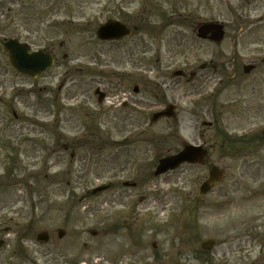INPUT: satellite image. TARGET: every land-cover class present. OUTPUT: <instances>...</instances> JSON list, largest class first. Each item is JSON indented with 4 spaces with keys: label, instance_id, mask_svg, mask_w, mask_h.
<instances>
[{
    "label": "rangeland",
    "instance_id": "1",
    "mask_svg": "<svg viewBox=\"0 0 264 264\" xmlns=\"http://www.w3.org/2000/svg\"><path fill=\"white\" fill-rule=\"evenodd\" d=\"M78 1L80 7L73 8L75 19L84 24L78 30L62 25L59 33L45 29L44 24L39 21L41 10H46L53 1L36 3V0H0V46L2 40L9 36L27 40L29 35L27 32L39 30L43 32L40 36L38 31L31 34L34 39L56 36L57 42L64 40L66 44L58 50V53L78 51L77 53H81L76 60L78 62L69 67L81 65L85 68L79 73L68 72L62 68L60 75L55 78L56 85L65 81L68 86H75L70 93L74 98H84L82 104L85 110L77 111L74 123L67 121L65 124V127H68L65 133L67 132L71 138L76 137L71 140L62 138L58 141L56 131L50 128V122H46V107L41 94L46 79L34 80L33 86L26 81L21 84L30 89L34 87V94L29 96L34 104L30 107L29 103L22 99L19 101L17 111L22 119L32 118L37 126L21 128L22 130H18L17 133L24 132L23 135L10 136L13 140L6 135L14 129L0 127V238L7 240V237H10L12 245H17L20 240L18 236L30 235L35 239L36 235L44 230L48 233H57L58 229L63 228L71 234V231L103 229L118 225L127 226L123 232H126L124 235L128 244H131L130 240L137 236V231H140L144 241L147 242L145 252L149 254L155 251L151 246L152 242L158 241L160 245L167 246L170 244V235L185 233L184 221L263 214V147L246 156L228 154L221 157L219 153L210 150L211 155L207 162L212 161L221 167L230 165L233 166L232 170L234 166H240L241 172L239 171L237 176L240 178L238 181L243 182L236 185L237 193L233 192L234 184L226 182L220 187L219 195L216 193L209 195L205 205L198 212L192 213L195 217L200 215L196 219L189 213L185 195L193 190V185L199 178L202 180V176L207 175L206 169L209 164L196 166L186 164L175 171L158 176L154 171L161 157L174 154L182 148V141L193 144L199 142L202 121H197L198 128H195V123H190L195 117L187 112H192L194 109L200 111L199 107L190 109L192 105H198L200 100L196 96L204 91L205 81L204 77L202 78L204 72L201 67L212 60L218 63L217 56L221 49L224 53H238L243 64L252 63L262 66L253 72L252 79L254 83L259 78V86H257L259 88L264 84L261 80L264 72V22L260 18L264 16V3L261 1L256 4V0H187L186 5L181 7H179L180 3H176L179 7L176 10H180L181 17L174 16L170 25H164L165 19L160 13L167 10L169 4L164 0L147 3V0H138L128 5L120 3V0H109L107 3L101 0ZM83 2L85 5H82ZM125 6L128 13L140 10L143 17V23H139L140 28L143 29L142 33L134 32L132 37L126 36L122 42L116 43L98 40L95 29L103 24L107 17L115 15ZM9 12H12L11 15ZM63 12L69 11L63 10ZM62 19L61 16L60 20ZM211 20L226 25V37L220 45L202 38L198 39L196 36L198 24ZM161 26L164 29L156 33V29ZM43 28L45 32L41 31ZM47 42L44 43L48 44ZM56 46L59 48L58 43ZM159 57L163 63L156 64L155 61ZM59 60H62L61 55ZM140 60H143L144 67L138 64ZM164 63L170 64V67L165 69L169 76L175 70L183 69L188 74L196 71L201 83L191 86L182 80L171 89L175 100L166 96V93L159 99L154 97V92L147 95L151 110L147 111L144 121L153 125L143 134L134 133L131 136L128 132L125 133L127 121L122 118L123 114H120L118 130L114 131L116 139L119 143H123L119 149L98 151L92 148L91 142L86 143L89 139L85 140L79 136L77 131L79 126L91 127L93 124L91 121L95 120L94 117L85 115L88 111H97V99L93 93L97 86L101 89L109 86L114 92L116 74L120 72L129 73L130 76H142L145 73L154 79L161 72H165L162 67ZM228 66L225 65L227 69L230 68ZM125 67L127 70L124 71ZM154 80L158 81V79ZM78 85L82 86L78 87ZM88 89H91L89 92L91 98L86 92L85 96L75 95L76 91ZM225 95L227 94L223 97ZM137 97L139 98L140 95ZM165 99L170 101L168 103L177 105L176 111L181 112L183 109L187 111L185 112L187 123L182 126L174 123V120L165 118L157 123L151 122L153 112L167 106L168 103L163 102ZM86 104L90 105V110L87 109L89 106ZM135 108L138 113L133 118V124L141 120L142 114L139 113L142 109H139L138 105ZM102 114L101 112V116ZM180 114L182 116L183 113ZM199 115L207 120L202 112ZM114 123L109 117L101 121V126L112 130V125L116 127ZM57 127L63 129L59 125H56ZM263 128V116L245 119L242 113L235 117L232 112L226 113L220 127L225 133L234 136L248 132L257 133ZM128 136L130 139H127ZM26 138L28 139L25 140ZM67 142L70 145L66 151L62 148V144ZM72 152H76L73 157ZM250 162L260 166L259 174L257 170L251 172L253 176L257 174V181L248 182L250 172L245 176V170H242L243 166ZM251 179L255 180V178ZM123 180L134 181L137 186L125 187L120 183ZM111 181L116 183L114 187L94 194L95 187ZM255 190H258L259 195H251L253 199L249 200L246 196ZM224 192H228V195L222 196ZM112 193L113 201L107 203L104 199ZM83 241L84 239L79 241L78 249L82 255L87 254L83 248ZM30 245L36 249L30 252V255L39 258L43 246L32 243ZM10 250L11 247L8 246L0 250V261L3 260V264H9V261L18 264V260L9 258ZM89 257L91 258L90 255ZM38 264H44L43 260H39Z\"/></svg>",
    "mask_w": 264,
    "mask_h": 264
},
{
    "label": "flooded vegetation",
    "instance_id": "2",
    "mask_svg": "<svg viewBox=\"0 0 264 264\" xmlns=\"http://www.w3.org/2000/svg\"><path fill=\"white\" fill-rule=\"evenodd\" d=\"M45 1L46 0H36V3H45ZM50 1H53L51 6H47L46 10H41L39 15V21L44 24L45 29L60 33L62 25L78 30V28L84 24L77 22L75 19V11L73 8L80 7V2L78 0H48V3ZM107 1L109 0H101L103 3H107ZM136 1L138 0H120V3H126V5H128L134 4ZM150 1L154 0H147L146 3ZM186 1L187 0H164L165 3L169 2L166 8L167 10L160 13V16L165 19L163 22L164 25H170L174 16L181 17L180 10L178 11L176 9L186 5ZM261 1L264 3V0H256V4ZM176 3H180V6L177 7ZM172 4L174 7H172ZM82 5H85L84 2ZM63 10L69 12H63ZM126 10L127 7L125 6V8L118 10L115 15L107 17L106 21L118 20L127 25L132 29V34L128 36L132 37L134 32L142 33L143 29L139 26V23H143L140 10H136L135 13H128ZM11 13L12 12H9V15H11ZM61 16L63 17L62 20H60ZM202 23L203 22L198 24L197 29ZM45 29L43 28L41 31L45 32ZM163 29V26L159 27L156 29V33ZM34 31H38L39 36L43 33L39 32V30H31L27 32L29 33L27 40L15 36L12 37L19 40L21 39L24 43H28L31 48L30 50L41 51L42 49L44 53H47V56L49 55L50 58H52L53 65L48 70L43 71L37 78L19 72L16 67L12 65L9 55L5 51V39L2 40L0 46V127L5 126V129L7 127L9 130H11V128L14 129L15 131L13 130V132L6 135V137L12 139L10 137L12 135H19L18 137L23 135L24 132L17 133L18 130H22L21 128L37 126L35 122L33 123L32 118L22 119L17 111L19 109V101L22 99H25L30 107H33L34 104L29 97L31 94H34V87L30 89V87L27 88L21 84L26 81L33 86L34 80L46 79L43 89L41 90V94L44 97V106L46 107V122H50V128L56 131L55 134L58 135V141H61L62 138H68V140L74 139L76 137L71 138L67 132L65 133L66 129H68V127H65V124L67 121H72L74 123L77 111L85 110L82 104L84 98H74V95L70 94L73 91L72 88L74 85L68 86V84H65V81L62 84L56 85L57 81L55 78L60 75V71L63 69L68 72H82L85 68L81 65H74L72 68L69 67L71 64L78 62L76 60L80 57L81 53H77L78 51H74V53H58V50L63 48L66 44L64 40L57 42L56 36L36 40L31 35ZM238 34L239 36L242 35L240 32ZM123 40L124 38L122 40L108 42L116 43L122 42ZM204 40L206 41L207 39ZM45 41H48V44H45ZM180 42L179 44H181ZM57 43L59 44V48L56 46ZM220 44L221 43L218 45ZM60 55L62 56L61 61L59 60ZM217 57L219 58L218 63L212 60L215 64L208 62L201 67L204 72L202 75L205 81L204 85L207 87L203 85L204 91L201 92L204 95L203 101L199 102L198 105H192L190 109L192 110L199 107L200 111L194 109L192 112H187L183 109L181 112H178L177 110L175 117L162 118L174 120V123L183 126L187 123V116L185 115V112H187L195 117L194 121L190 122L195 123V128H198L197 121H203V127L198 137L199 143L203 144L205 147L207 146L213 152L219 153L221 157H224L231 154V141H233L231 137H227V133L220 129L224 121V116L226 113L229 112L230 114V112H232L235 117L240 116L242 113V117L245 119L251 117L258 118L260 116L264 117V84L259 88L257 87L259 86V78H257L254 83L252 79L253 72H256V70L262 68V66L253 64L255 67L252 72L246 73L245 65L252 63L243 64L240 59L241 56L238 53H224L221 49ZM142 61L143 60H140L138 63L140 66H142ZM155 63L160 64L163 63V61L159 57ZM165 64L166 63L162 66L165 72H161V74L166 73L167 75L160 74L154 77V79H158V81H155L145 73L142 74V76H135L132 74V76H130L129 73L120 72L116 74L117 78L114 81V92H112L109 86H104L102 89L97 86L93 92L97 99V111H88L85 115L86 117H94L95 120L91 121L93 123L91 127L86 128L82 125L79 126V130L77 129L79 136L85 138V140L89 139L86 143L91 142L92 148H96L98 151L105 149L107 152L111 149H119L123 143H119L114 136V131L118 130L120 114H123L122 118L127 121L125 127L127 130L125 133L128 132L129 135L133 136L132 134L134 133L143 134L148 132L153 124L144 121V117L148 114L147 111L151 110L147 95L154 92V97L159 99L161 96H165L166 93V96L175 100L174 94H171V89L182 82V80L191 86L195 83H201V79H199L198 76L199 74L196 71H192L190 74L183 71L180 75L172 73L170 77L165 70L170 67V64ZM225 65H229L228 67L230 68L227 69ZM123 70L125 71L127 68L125 67ZM211 73L213 75H211ZM262 76L261 80L264 81V72H262ZM79 86L82 85H78V87ZM90 90L91 89L87 91H76L75 95L85 96L84 94L86 92L87 96L91 98L92 95L89 93ZM247 90H251V92H247ZM159 91H161L160 93L162 94H160ZM167 92H169L168 95ZM195 94L196 92L193 93V95ZM224 94L227 95L223 97ZM138 95H140L139 98L137 97ZM185 98H187V95ZM163 102L168 103L170 101L165 99ZM170 104L171 103H168L167 106ZM137 105L139 109H142V111H139L140 114L142 113L140 116L141 120L133 124V118L138 113V111L135 110V106ZM88 106L87 109L90 110V105ZM101 112L103 113L102 116ZM200 112L206 115L207 120L199 115ZM180 113H183L182 116ZM109 117L116 125L115 127L111 124L112 130L102 128L101 126V121H105ZM162 118L152 123H157L162 120ZM103 124L106 123L103 122ZM56 125H59V127L65 130L58 127L56 128ZM248 135L244 134L240 138H237V141L241 144V148L236 150L237 154L240 152L243 153L241 155L246 156L250 152L258 151L260 147L264 148V130ZM255 138L258 140L257 146L254 145ZM27 139L28 138L25 140ZM127 139H130V136H128ZM182 144L181 149L189 143L184 140ZM69 145L68 142L63 143L62 148L67 151ZM56 147L55 145V150ZM75 154L76 152H72V157L75 156ZM207 161L203 164H209L206 172L215 165L212 161ZM243 167L244 169H242ZM243 167L241 169L245 170V176H248L250 172V179L247 181H257V174L253 176L251 172L257 170L259 174L260 166L250 162ZM223 168L225 174L224 181L214 186L208 194H201V184L208 177V175H205L202 176V180L199 178L198 182L193 185V190H190L185 195L187 199V208H189V213L193 216L192 218H199V214L195 217L192 213H195V211L198 212L199 209L205 205L206 198H208L209 195L214 193L219 195L220 187L226 182H228V184L232 182L234 184L232 187L233 192L237 193L238 188L236 185L243 182L242 180L238 181L240 178L237 176L240 171V166H234L233 170V166L230 165ZM251 178H255V180ZM122 184L125 187L132 188L137 186V183L134 181L131 183L122 181ZM114 186L113 184L109 185L106 190ZM221 195H228V192H224ZM251 195H259L258 190L248 193L246 197H249L248 199L251 200L253 199ZM112 196L113 193L104 200L110 203L113 201ZM116 199L119 200L118 197H116ZM124 228H127V226L119 227L118 225H113L103 229L95 228L92 230L71 231V234H69V232L49 233L47 234L48 237L45 242L38 241L37 235L35 239L30 235L18 236L20 240L17 245H12L10 237H7V240L6 238H0V250H3L7 246L11 247L9 258L18 260V264H38L39 260H43L44 264H264V213L184 221L183 229L185 233H178V235L173 236L170 235L169 246L160 245L161 243L158 241L152 242L151 246L155 251L149 254L145 252L147 242L144 241L141 232L137 231V236L130 240L131 244H128L124 235L125 231L123 232ZM82 239H84L82 242L83 248L85 252H87V254L84 255L78 250L80 245L79 241ZM207 241H210V244H207ZM31 243L33 245L40 244L43 246L39 258H34L31 256L32 254L30 255V252L36 250L35 247L33 248V246L30 245ZM146 256L148 259H146ZM0 264H3V260L0 261ZM9 264H13V261H9Z\"/></svg>",
    "mask_w": 264,
    "mask_h": 264
},
{
    "label": "water",
    "instance_id": "3",
    "mask_svg": "<svg viewBox=\"0 0 264 264\" xmlns=\"http://www.w3.org/2000/svg\"><path fill=\"white\" fill-rule=\"evenodd\" d=\"M98 37L100 40L105 39H116L125 36L130 30L119 22L115 23H107L101 26L98 29ZM224 25L217 24L215 22L204 23L198 30V36L203 38L213 39L216 42H221L224 38ZM6 50L9 55H11L12 63L23 72L28 74H33L37 76L43 70H46L49 66H51V59L47 57L44 53L39 52H29L28 45L19 43L17 40L9 39L6 43ZM251 69V68H249ZM170 111H162V113L154 115L153 120H156L162 115L171 116L173 113ZM206 151L202 147H193L188 146L184 151L175 154L174 156H168L162 159L159 163V167L156 171V174H163L169 170H175L182 166L183 163H196L202 162L206 157ZM210 178L203 183L202 185V193L206 194L213 186L220 182L222 179V172L219 168L214 167L210 172ZM65 232L63 229H60L58 233ZM46 231L39 232L38 240L46 241L48 235Z\"/></svg>",
    "mask_w": 264,
    "mask_h": 264
},
{
    "label": "trees",
    "instance_id": "4",
    "mask_svg": "<svg viewBox=\"0 0 264 264\" xmlns=\"http://www.w3.org/2000/svg\"><path fill=\"white\" fill-rule=\"evenodd\" d=\"M232 145H233V148L234 149H236V148H238V146H240V144L237 146V143L236 142H234Z\"/></svg>",
    "mask_w": 264,
    "mask_h": 264
}]
</instances>
